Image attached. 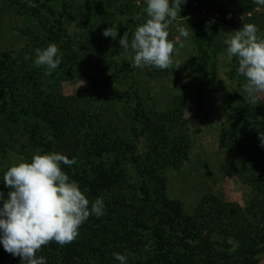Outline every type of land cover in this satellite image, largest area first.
<instances>
[{
    "label": "rangeland",
    "instance_id": "obj_1",
    "mask_svg": "<svg viewBox=\"0 0 264 264\" xmlns=\"http://www.w3.org/2000/svg\"><path fill=\"white\" fill-rule=\"evenodd\" d=\"M19 3L0 0V59L17 72L12 82L16 98L20 92L28 94L29 81L34 78L37 86H30L35 90L30 96L35 100L50 95L81 110L73 119L83 122L90 115L105 120L120 150L126 151L121 158L123 163L129 162V167L143 164L138 156L142 151L140 141L148 139L150 148L157 147L154 167L163 179V183L156 180L159 187L164 186L161 198L179 202L195 226L204 228L212 223L209 230L213 231L207 233L211 245L234 244L231 235L245 222L253 224L252 216L257 211L253 207L254 176L264 179V172L252 168L257 164L252 160L245 164L241 154L260 149L264 152L256 137L263 129L253 117L246 122L241 119L253 116V108L258 106V118L264 120V96L252 103L241 91L246 80L237 73V58L227 55L224 40L228 37L224 33L235 32L248 23L256 25L258 36L264 39V6L245 13L233 0H186L180 6V17L167 29L168 39L174 44L173 64L161 70L149 65L131 67L134 54L126 53L119 44L126 31L131 38L136 27L146 22V0ZM36 7L50 10L53 21L49 24L45 17L31 13ZM138 14L140 19H135ZM109 27L117 30L115 39L103 36ZM181 27L190 29L188 37H180ZM48 28L56 33L58 39L53 43L62 53L60 66L50 75L45 74L46 67L34 65L35 49L49 45L39 41ZM199 28H206L214 45L196 41ZM4 75L0 70V85ZM24 77L26 82L21 81ZM112 88L132 93L135 99H119ZM136 110L152 120L149 135H142L145 128L135 117ZM23 133L22 124L6 120L0 109L1 174L19 163L20 157L31 162L38 150L45 153L39 136L30 138ZM59 144L56 141L55 146ZM233 221L238 223L236 229H232ZM214 224L219 226V234H215ZM257 260L264 264V252ZM46 264L63 263L51 259Z\"/></svg>",
    "mask_w": 264,
    "mask_h": 264
},
{
    "label": "trees",
    "instance_id": "obj_2",
    "mask_svg": "<svg viewBox=\"0 0 264 264\" xmlns=\"http://www.w3.org/2000/svg\"><path fill=\"white\" fill-rule=\"evenodd\" d=\"M233 3L245 13L261 6L254 0H233ZM100 5L97 3V10H100ZM36 8L31 13L45 17L49 24L53 21L50 10ZM45 34L40 42L56 43L58 38L52 28L45 29ZM195 37L198 42L214 45L212 36L206 35V28H199ZM0 70L5 74L0 85L2 116L9 122L22 124L23 136L25 132L30 138L39 136L43 140L45 153L57 152L69 159L74 158L76 163L71 166L61 164L62 171L79 185L86 198L94 201L102 197L105 205V214L99 218L90 215L79 227V235L71 243L60 246L54 240L50 241L41 247L37 256H43L46 262L52 259L63 264H120L112 255L116 252L127 256L126 264H258L257 256L264 252L262 176H254L256 199L253 207L257 211L252 216L253 224L244 221L245 225L236 229L234 227L238 223L233 221L232 229L237 232L230 239L234 244L211 245L207 233H212L213 229L209 230L212 223L208 222L204 228L195 226L183 213L179 202L161 198L164 197L161 192L164 186L159 187L156 183V180L163 183L154 167V158L158 156L156 145L150 148L148 139L141 140L142 151L138 156L143 164L129 167V162L123 163L121 158V153L126 151L120 150L121 146L109 133L105 120L91 118L90 115H85L83 122L73 119L81 114V110L67 101L57 102L55 98H49L50 95L35 100L30 96L35 95V90L32 91L30 87L36 89L37 80L34 78L29 81L28 94L20 92L22 97L19 95L17 99L16 89L12 87L17 72L5 65L2 58ZM21 81L26 82L25 77ZM111 91L119 99H135L132 93L113 88ZM253 110V116L248 115L241 121L246 122L253 117L252 120L258 121L264 131V120L258 118L260 108L257 106ZM135 117L145 128L142 135H149L148 128L152 120L142 110H136ZM234 127L237 130V124ZM56 141L60 143L58 147L55 146ZM124 145L128 148L129 143ZM250 152L241 153L243 161L250 164L252 160L257 164L252 168L263 173V150ZM5 172L0 173V192L7 199L9 189L3 182ZM2 206L3 202L0 201ZM213 228L215 234H219V226L214 224ZM0 264H21V259L7 253L0 244Z\"/></svg>",
    "mask_w": 264,
    "mask_h": 264
},
{
    "label": "clouds",
    "instance_id": "obj_3",
    "mask_svg": "<svg viewBox=\"0 0 264 264\" xmlns=\"http://www.w3.org/2000/svg\"><path fill=\"white\" fill-rule=\"evenodd\" d=\"M182 3L186 0H146V22L136 27L131 38L126 31L119 40L121 49L134 54L131 67L149 65L164 70L172 66L174 44L168 39L167 29L182 11ZM254 3L264 6V0H254ZM135 19H140V15ZM179 32L180 37L186 38L190 29L181 27ZM257 33V26L248 23H243L235 32L224 33L228 37L224 40L227 55L230 59L237 58V73L246 80L241 91L252 103L264 96V39ZM102 34L115 39L117 30L109 27ZM183 46L181 43L180 47ZM61 56L57 45L49 44L44 49H35L34 65L46 67L45 74L50 75L60 66ZM258 137L264 146V131H258ZM75 163L74 158L66 155L40 154L38 150L31 162L20 157V162L13 163L4 173L3 182L9 192L7 199L0 192L3 202L0 244L7 253L20 257L21 264H46L43 256L36 255L42 246L53 240L60 246L71 243L90 215L99 218L105 214L103 198L90 201L79 185L62 171L61 164L71 166ZM112 255L120 264H126V255L118 252Z\"/></svg>",
    "mask_w": 264,
    "mask_h": 264
}]
</instances>
